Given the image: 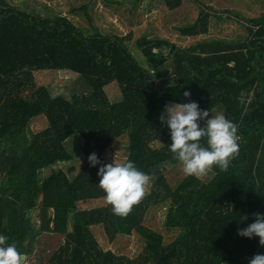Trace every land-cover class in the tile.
I'll list each match as a JSON object with an SVG mask.
<instances>
[{"label": "trees", "instance_id": "16d2710c", "mask_svg": "<svg viewBox=\"0 0 264 264\" xmlns=\"http://www.w3.org/2000/svg\"><path fill=\"white\" fill-rule=\"evenodd\" d=\"M164 2L174 9L181 0ZM246 19L243 40L180 47L143 35L136 40L138 59L123 36L88 33L64 15L0 0V235L31 257L38 235L61 234L47 264H248L264 254L259 237L237 233L255 221L254 213L264 214V13ZM198 24L181 31L195 35ZM43 69L77 73L81 91L53 95L35 81L33 71ZM166 74L163 84H154ZM111 82L119 87L116 101L105 92ZM190 101L209 110V118L223 114L237 125L239 155L226 172L214 167L206 180L185 176L172 186L165 172L180 162L169 152L170 130L159 117L165 105ZM39 115L46 126L32 131L29 123ZM122 136L125 160L155 177L151 194L125 218L106 204L80 208L79 202L104 199L100 165L90 166L88 156L111 163L103 152ZM77 139L84 155L79 169ZM61 162L68 163L65 169L56 166ZM166 202L165 225L179 230L169 243L142 224L150 206ZM35 209L37 228L30 215ZM95 225L109 241L135 232L141 252L131 258L103 249Z\"/></svg>", "mask_w": 264, "mask_h": 264}, {"label": "rangeland", "instance_id": "374dc122", "mask_svg": "<svg viewBox=\"0 0 264 264\" xmlns=\"http://www.w3.org/2000/svg\"><path fill=\"white\" fill-rule=\"evenodd\" d=\"M8 1L12 4L15 3L20 9L36 10L45 15H64L88 33L97 30L104 34L123 36L126 38V44L133 50L138 59H142V55L140 49L137 48L136 40L143 35L147 38L167 39L180 47H187L198 41L212 39L243 40L248 36L246 18L258 17L264 13V0H181L180 5L174 9L168 8L164 0ZM197 21L199 22L196 25L197 34L184 35L182 33V28L194 25ZM200 23H204L203 27ZM33 75L36 83L49 87L53 95L69 96L74 92L81 91L80 81L75 72L43 69L33 71ZM168 78L169 75L166 74L155 80L154 84L165 82ZM105 92L111 101L120 98V91L116 82H111L105 86ZM29 126L32 131L42 130L46 126V119L43 115H39L30 121ZM74 141H76L73 145L75 166L79 169L84 158L81 152L82 140ZM127 143L126 136L116 139L103 152L104 158L112 162L122 163L127 156ZM153 144L154 146L159 145L158 142ZM67 165L68 163L61 162L56 166L65 169ZM5 167L9 170L13 168V165L9 163ZM212 174L209 171L207 175L199 179L206 180ZM165 176L172 186L185 177L181 171L180 163L168 168ZM101 205H105L103 198L79 202L78 204L80 208H92ZM167 207L168 202L150 206L142 220L144 226L163 236L164 243L171 242L179 233L178 228H168L165 225ZM30 215L32 224L37 228L40 224L39 209L33 210ZM91 230L103 249H109L131 258L136 257L142 250L143 243L135 232L130 235H117L113 241H109L101 225L92 226ZM62 240L61 234L43 232L36 237L34 254L31 257H26L31 264H47L52 251Z\"/></svg>", "mask_w": 264, "mask_h": 264}, {"label": "clouds", "instance_id": "9594fccd", "mask_svg": "<svg viewBox=\"0 0 264 264\" xmlns=\"http://www.w3.org/2000/svg\"><path fill=\"white\" fill-rule=\"evenodd\" d=\"M183 95L189 97L191 94L185 91ZM209 115V110H201L197 102L190 101L165 105L159 117L170 130L169 152L180 162L185 176L200 178L214 167L226 172L231 161L239 155L237 125L223 114L210 118ZM200 121L204 122L203 126ZM202 140L205 144H201ZM87 159L90 166L100 165L97 186L103 191L105 204L111 206L114 215L127 217L134 206L151 194L155 177L138 170L133 161L102 163L95 153ZM253 215L255 221L238 229L237 233L248 238L257 236L259 244L264 246V214ZM8 239L0 235V264H25L27 257L18 250L15 241L8 243ZM248 264H264V254H255Z\"/></svg>", "mask_w": 264, "mask_h": 264}, {"label": "built area", "instance_id": "2783aa9c", "mask_svg": "<svg viewBox=\"0 0 264 264\" xmlns=\"http://www.w3.org/2000/svg\"><path fill=\"white\" fill-rule=\"evenodd\" d=\"M25 264H31L30 260L27 257V260L25 261Z\"/></svg>", "mask_w": 264, "mask_h": 264}]
</instances>
